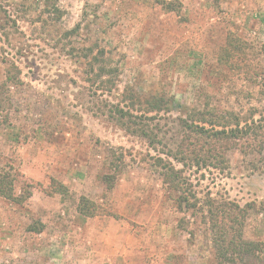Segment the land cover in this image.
<instances>
[{
  "label": "rangeland",
  "instance_id": "374dc122",
  "mask_svg": "<svg viewBox=\"0 0 264 264\" xmlns=\"http://www.w3.org/2000/svg\"><path fill=\"white\" fill-rule=\"evenodd\" d=\"M163 1L172 0L10 6L17 32L6 28L9 46L0 34V80L6 59L16 63L21 83L0 92V173L14 177L16 197L24 190L31 196L20 205L0 197V264H216L207 226L178 211L177 194L151 166L156 154L93 113L101 99L86 82L80 55L96 44L118 63L115 88L102 99L122 107L128 89L173 98L172 117L206 102L220 112L246 116L254 107L262 113L259 89L217 59L233 35L250 46L248 63L264 68V0H177L178 13L164 11ZM54 7L62 13L58 21L44 12ZM159 117L163 141L172 146L176 123ZM113 160L120 165L116 174L108 165ZM228 160L227 172L189 168L184 175L199 198L209 192L250 206L243 237L260 243L262 252L237 264H264V148L250 155L231 151ZM106 174L114 177L109 185L101 179ZM52 181L66 187L65 197L52 192ZM81 197L96 206L93 217L78 213ZM32 225L42 231L29 232Z\"/></svg>",
  "mask_w": 264,
  "mask_h": 264
},
{
  "label": "trees",
  "instance_id": "16d2710c",
  "mask_svg": "<svg viewBox=\"0 0 264 264\" xmlns=\"http://www.w3.org/2000/svg\"><path fill=\"white\" fill-rule=\"evenodd\" d=\"M25 0H0V34L9 44L6 28L17 32V21L14 13L9 11L10 6H19ZM161 8L166 12H180L181 3L177 0L163 1ZM30 9V8H29ZM48 13L53 21L62 17L61 11L52 8ZM26 13V12H25ZM78 31V26L63 33L67 39ZM250 46L246 41L229 35L217 59L220 66L227 67L243 76L244 84L259 89L258 100L264 103V68L258 63H248L246 49ZM80 58L85 60L86 82L93 88V96L101 99L94 114L103 116L106 121L119 127L127 134L145 141L148 148L155 154L151 166L161 177L162 184L177 194L174 204L179 212L190 214L192 217H201L209 232L213 258L216 264H237L256 257L262 252L260 243L244 239V227L248 217L249 205L239 204L223 198H215L209 192L198 197L194 186L186 177L185 169L214 170L221 173L229 168L228 154L238 151L242 155L260 153L264 148V110L260 113L256 108H250L246 116L239 112L226 110L217 111L206 102L201 109H193L185 116H173V98L166 99L161 95L140 97L128 93L125 89L121 103L128 102L122 107L111 103L109 99L114 90L119 74L118 63L99 48L96 44L84 47ZM5 69L3 79L0 80V92L9 85L21 83L20 70L15 62L3 59ZM99 92L100 94H97ZM251 95V94H250ZM249 97V95H247ZM172 100V102H171ZM181 104H176L180 109ZM159 114L168 115L176 125L177 141L172 146L163 141V132L157 119ZM152 115V116H150ZM255 116H258L255 119ZM161 134H163L161 136ZM158 146L160 148L158 149ZM115 160V159H114ZM108 163L114 174L123 166V156L118 162ZM175 165L180 166L177 168ZM113 176L106 174L102 181L109 185ZM52 192L65 197L67 189L62 184L52 181ZM31 196V192L24 190L20 197L14 195V177L8 172L0 173V197L16 204H22ZM76 209L81 216L93 217L97 212L96 206L84 197L78 200ZM39 225L28 227V231L39 234L42 231Z\"/></svg>",
  "mask_w": 264,
  "mask_h": 264
}]
</instances>
